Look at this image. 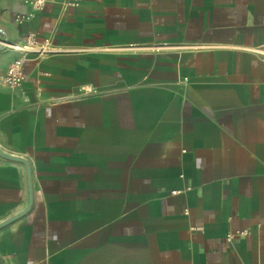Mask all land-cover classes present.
Segmentation results:
<instances>
[{
	"label": "crops",
	"instance_id": "crops-1",
	"mask_svg": "<svg viewBox=\"0 0 264 264\" xmlns=\"http://www.w3.org/2000/svg\"><path fill=\"white\" fill-rule=\"evenodd\" d=\"M30 32L55 52L20 88L0 46L29 166L0 156V264H264V0H0V39Z\"/></svg>",
	"mask_w": 264,
	"mask_h": 264
},
{
	"label": "built area",
	"instance_id": "built-area-1",
	"mask_svg": "<svg viewBox=\"0 0 264 264\" xmlns=\"http://www.w3.org/2000/svg\"><path fill=\"white\" fill-rule=\"evenodd\" d=\"M24 3L32 8L33 11H42L47 4L49 3H60L66 7H76L79 5L80 0H24ZM32 17V14H23L17 16V21L21 23L23 19H29ZM7 39H0L1 48H10L15 52L21 54V57L15 59L8 67L7 71L1 76L2 82H4L8 87L12 89L20 88L24 81L26 80V75L23 70V62L25 56L32 54L36 55L38 58L43 57L48 54H52L55 50L51 47V42L49 39L44 40L43 43H40L37 39L35 33H28L26 40L22 44L11 43L6 41ZM186 49L190 50H199L206 48L207 46L200 44H188L184 46ZM164 45L155 46L153 49L159 50L163 49ZM251 52L259 55L264 59V46L263 47H254L250 49ZM88 92H96L90 87H87ZM177 191L172 192V194H177ZM239 235H246V231H239ZM232 235H229L228 238H231Z\"/></svg>",
	"mask_w": 264,
	"mask_h": 264
},
{
	"label": "water",
	"instance_id": "water-1",
	"mask_svg": "<svg viewBox=\"0 0 264 264\" xmlns=\"http://www.w3.org/2000/svg\"><path fill=\"white\" fill-rule=\"evenodd\" d=\"M8 41V40H6ZM0 156L3 157V158H6V159H9V160H19V161H22L26 164V161L24 159H20L18 157H15L13 155H9L7 153H4L0 150ZM26 167H27V174L29 175V166L26 164ZM25 212H22V213H19L18 215H14L13 217H11L10 219L6 220L3 225L17 219L18 217L22 216Z\"/></svg>",
	"mask_w": 264,
	"mask_h": 264
}]
</instances>
